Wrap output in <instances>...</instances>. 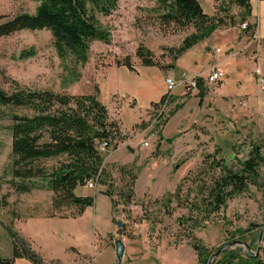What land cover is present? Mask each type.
I'll use <instances>...</instances> for the list:
<instances>
[{
	"label": "rangeland",
	"instance_id": "374dc122",
	"mask_svg": "<svg viewBox=\"0 0 264 264\" xmlns=\"http://www.w3.org/2000/svg\"><path fill=\"white\" fill-rule=\"evenodd\" d=\"M198 1L205 13L214 14L219 11L220 16L227 21L229 18L233 19L234 25L228 23L217 29L230 31H225V34L237 33V36L251 37L250 31L241 28L240 18L243 9L234 4H228L225 0V12L218 10L221 9L220 1ZM38 4L33 0H0V17H4L0 21L21 12L33 13ZM160 13L161 10L157 4L150 0H117L111 14L103 15L95 12L99 25L109 32L110 42L106 44L101 41H93L84 63L75 62L69 54L64 57L59 56L53 45L50 32L44 29L20 30L1 37L0 85L8 89L10 81L15 80L32 89H49L57 93L72 95L88 94L94 92L98 85L111 74L119 73L120 87L136 92L139 100L143 97L156 96L159 84L161 81L164 82L165 77L161 79L158 71L144 70L146 68H143L144 65L135 54L137 48L142 46L148 49L152 59L167 70L172 68L170 65L171 62H174L172 51L181 45L185 37L194 32L192 25L179 29L173 24H161ZM259 27L264 31L263 22H259ZM27 50L33 51V54L29 57H20V53ZM233 50L231 48L229 52ZM247 56L252 57L251 55ZM124 61H129L133 69L129 70L122 65ZM261 66L263 70L255 76V83L258 86L257 105L250 106L247 96L239 100L242 101V105H239V101L237 104L231 105L226 101L225 108L222 109L225 114L223 122L215 123V126L208 128L209 130L202 127L199 122L194 123L192 125L194 140L185 145L182 144L185 151L178 153V157L173 160L178 166L177 168L174 164L171 165V158L177 154L178 144L172 147L165 142L162 156L150 159L148 162V158L159 154L157 148L160 141L159 136L175 107L171 101L161 116L155 118L154 110L158 105L157 102L148 114V121L142 120L134 127L131 135L127 133L124 136L123 141H126L124 146L127 150H131L129 147L133 145V135L138 133L137 135L141 136V141L143 140L142 145L147 141L150 143V155L139 161L138 164L103 161L108 173L107 185L97 184L91 191V196H96L93 215L95 218L100 215L103 207L108 206V199L98 193L107 189L111 193L110 199L116 203L112 206L116 240L121 239L124 235L127 238L135 237L130 227L134 223L145 222L150 225V229L147 241L137 245L138 251L145 249V253H155L158 247L167 251L169 248L185 244L188 245V251L182 257L185 264H200L189 245V235L200 240L211 251V254L232 240L247 242L250 250L255 252L259 244V232L264 225V165L260 167L257 185H250L245 192L229 199L226 206L218 212L207 214L202 206L196 209L194 203L199 205L200 193H198V189L203 180L214 173L213 169L210 171L205 169L203 174L198 175L207 155L216 159L223 158L229 167L237 169L239 162L248 157L252 145L262 146L264 153V88L260 87L256 80L259 75L264 76V64ZM121 67L128 69L135 76L121 70ZM151 67L161 69L159 66ZM140 74H143V79L136 77ZM198 93L193 94L197 95ZM244 100H247V103ZM2 111L0 116V254H5L9 242L12 243L10 233H13L15 239L20 241L24 248L36 253L43 264H97L99 245L96 236L93 238L90 256H88L90 245L74 246L70 244L66 247V256L52 259L44 258L35 249L30 239L21 237L16 227L18 223L36 216L72 218L75 209L53 210L52 192L42 180H37V188L27 193H19L11 188L9 185L11 179L10 110L3 108ZM113 149L109 146L105 152H102L104 158ZM121 167L126 168L120 173ZM180 167L188 170L184 176H187V179L181 185L179 194L170 197L169 194L174 193L175 189L171 192H163L172 188L174 177L181 172L178 169ZM168 171L173 173L169 174ZM132 175L139 176V178L134 184L135 194L132 201L126 204L123 196L128 192ZM193 180H196L195 183H192ZM147 189L158 196L144 194ZM137 211L140 212L139 216L136 214ZM119 220L124 225L123 229L121 226L122 237L118 234L119 228L116 225ZM248 227L251 228V231L241 236L238 232L239 229ZM69 239L78 242L82 240L81 236L77 235H71ZM260 245L259 256L264 260V242L262 241ZM243 250L242 246L227 248L214 258L212 264H248L249 261L245 259ZM95 255L96 257H94ZM177 258L178 254L172 256V264H176ZM150 261L154 260L150 259L146 263Z\"/></svg>",
	"mask_w": 264,
	"mask_h": 264
},
{
	"label": "trees",
	"instance_id": "16d2710c",
	"mask_svg": "<svg viewBox=\"0 0 264 264\" xmlns=\"http://www.w3.org/2000/svg\"><path fill=\"white\" fill-rule=\"evenodd\" d=\"M33 1L39 3L33 13L21 12L0 21V38L20 30L44 29L50 32L57 54L61 57L69 54L77 63L86 62L87 52L93 41L106 44L110 42V34L99 25L95 12L111 14L117 0ZM150 1H154L161 10V24H173L179 29L189 25L194 27V32L172 51L173 61L217 28L228 23L234 25L233 19L229 18L227 21L220 16L219 11L213 15L205 13L198 0ZM214 1H220L221 9L218 10L226 12L225 0ZM227 3L243 9L240 21L246 22L251 11L250 0H227ZM3 18L1 16L0 20ZM245 29L253 33L254 26L248 23ZM32 54L31 50L22 51L20 57H29ZM135 54L142 65L161 67L152 59L148 49L139 46ZM122 65L129 70L133 69L129 61H124ZM201 83L200 79V94L203 93ZM3 108L10 110L11 188L19 193H27L37 188V180H42L52 192L53 210L74 208L72 217L81 215L86 207L93 205L94 197L78 196L75 189L83 186L90 178L96 179L97 184L107 185L108 173L103 165L104 155L98 149L99 144L106 142L108 147L116 148L125 139L117 121L110 118L107 107L97 98V89L92 94L72 95L49 89H32L11 80L8 89L0 85V116ZM178 108L179 105H175L171 115ZM206 158L208 160L203 161V168L198 175L203 174L205 169H213L214 173L203 180L198 189L199 205L194 203V206L196 209L202 206L207 214L218 212L226 206L229 199L245 192L250 185H257L260 167L264 165L262 146L257 144L252 145L248 157L239 162L237 169L229 167L223 158L216 159L210 155ZM125 168L121 167L119 172H123ZM136 178L137 176L132 175L128 192L123 196L126 204L132 201ZM186 179L187 176L176 186L174 193L169 194L170 197L179 194ZM102 193L111 198L107 189ZM111 203L112 206L116 204L112 200ZM123 227L122 224V229ZM250 231L251 228L248 227L239 229L238 232L243 236ZM10 234L12 254L11 257L0 256V264H15L17 258H25L33 264H43L36 253L24 248L15 239V235ZM188 239L198 262L207 264L211 251L196 237L189 235ZM262 241L264 242V234ZM245 259L249 261L248 264H264L260 256L254 258L245 255Z\"/></svg>",
	"mask_w": 264,
	"mask_h": 264
},
{
	"label": "crops",
	"instance_id": "0c3cea01",
	"mask_svg": "<svg viewBox=\"0 0 264 264\" xmlns=\"http://www.w3.org/2000/svg\"><path fill=\"white\" fill-rule=\"evenodd\" d=\"M250 3L251 11L246 18V22L254 26V32L251 37L245 35L237 36V33H233V35L226 33V35L224 32L228 30L216 29L210 37L194 44L174 62H171L173 64L172 68L165 70L143 66V68H146L144 70L158 71L161 79L166 75H172L175 79L180 80L182 73H187L190 76L205 75L213 65H216L222 74V80L214 86L201 79L202 94H186L181 85L176 88L171 104L179 105V108L167 120L159 136V154L148 158V162L150 159H157L162 156L165 142L172 145V147L178 144V152L171 158V165L174 164L175 168H177L178 166L173 160L178 157V153L185 151V148L181 146L182 144L185 145L194 140L195 136L192 130L194 123L199 122L202 127L208 129L210 126H215V123L223 122L225 114L222 109L225 108L226 101L230 105L237 104L241 98L247 96L250 106L257 105L258 97L256 91L258 86L255 83V76L263 70L261 65L264 64V31L260 30L259 27V22L264 23V2L261 0H250ZM207 14L212 15L213 13L209 12ZM231 48L234 50L229 52ZM215 49H219V53H215ZM247 55L252 57L250 58ZM121 70L134 75L124 67H121ZM116 74H111L103 83L98 85L96 88L97 98L107 107L110 118L117 121L121 134L125 136L130 133L131 135L137 124L142 120L148 121V114L152 110L154 103L160 100L164 93L165 85L161 81L156 96L143 97L139 100L136 92L120 87L118 82L119 73ZM136 77L143 79V74ZM244 101L247 103V100ZM239 105H242V101H239ZM137 134L133 135V145L129 147L131 150L126 149L124 146L126 141H123L112 151H109V154L104 158V162L138 164L139 161L150 155V143L147 141V145H142L143 140L141 141V136ZM178 169L181 172L174 177L172 188L163 193L174 190L187 174L188 170L186 171L181 167ZM168 172L169 174L173 173L171 171ZM138 178L139 176L135 184ZM92 190L84 185L78 186L75 189V194L78 196H91ZM133 190L135 194V186ZM98 193L108 199V206L103 207L100 215L95 218L93 212L96 196H94L93 205L86 207L79 216L72 218H58L55 216L49 218L42 216L30 217L18 223L16 227L21 237L30 239L35 249L46 259L66 256V247L70 244L74 246L90 245L88 253V256H90L93 238L96 236L95 238L99 245L97 264H165L169 262L172 264V256L174 257L177 254L176 264H185L182 261L183 254L188 251V245L185 244L169 248L167 251L158 247L155 253H145V249L138 251L137 245L140 242L144 243L147 241L150 229V225L145 222L134 223L130 227L135 237L127 238L126 235L121 236L124 244V254L122 261L119 263L116 257V238L114 237L116 227L113 223L111 199L101 192ZM145 193L152 194L149 189ZM136 214L139 216L140 212L137 211ZM71 235L81 236L82 240L79 242L71 240L69 239ZM5 251V254H0V256L11 257V241ZM150 259L154 261L146 263ZM15 264L32 263L25 258H17L15 259Z\"/></svg>",
	"mask_w": 264,
	"mask_h": 264
},
{
	"label": "built area",
	"instance_id": "2783aa9c",
	"mask_svg": "<svg viewBox=\"0 0 264 264\" xmlns=\"http://www.w3.org/2000/svg\"><path fill=\"white\" fill-rule=\"evenodd\" d=\"M248 23L243 22L241 24V28L245 29ZM215 53H219V49H215ZM204 79L207 83L216 85L222 80V74L217 68L216 65L210 67L205 75H197V76H190L187 73H182L180 75V80L175 79L172 75H166L164 78V93L162 94L160 100L158 101V105L154 110L155 118H159L164 111V109L168 106L171 101V98L174 94V91L178 86H182L184 92L186 94L190 93H198L199 92V80ZM260 87L264 88V76L259 75L256 78ZM243 104V103H242ZM144 145H147V142H144ZM108 148L106 142H101L98 146L99 151L105 152ZM84 186L89 189H94L97 186L96 179L90 178L85 181Z\"/></svg>",
	"mask_w": 264,
	"mask_h": 264
},
{
	"label": "water",
	"instance_id": "95a60500",
	"mask_svg": "<svg viewBox=\"0 0 264 264\" xmlns=\"http://www.w3.org/2000/svg\"><path fill=\"white\" fill-rule=\"evenodd\" d=\"M116 225L119 228L118 234L121 236L122 235V230H121L122 221L121 220L117 221ZM263 234H264V225H263V228L259 232V239H258L259 244L255 252H252L250 250V246L248 245L247 242L242 241V240H232L231 242L227 243L226 245H223L222 247L218 248L213 254H211L208 258L207 264H212L216 256L221 254L225 249L230 248L232 246H242L244 248L243 250L244 255H249L251 257L257 258L259 256V251H260V246H261L260 243L262 242ZM115 247H116V257H117L118 262L120 263L122 261L123 254H124V244L121 239L116 240Z\"/></svg>",
	"mask_w": 264,
	"mask_h": 264
}]
</instances>
